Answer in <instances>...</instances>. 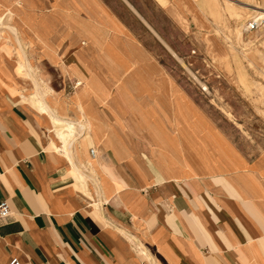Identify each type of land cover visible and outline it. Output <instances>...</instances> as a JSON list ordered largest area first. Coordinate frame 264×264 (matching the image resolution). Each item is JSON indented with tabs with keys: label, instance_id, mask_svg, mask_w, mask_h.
Masks as SVG:
<instances>
[{
	"label": "crops",
	"instance_id": "0c3cea01",
	"mask_svg": "<svg viewBox=\"0 0 264 264\" xmlns=\"http://www.w3.org/2000/svg\"><path fill=\"white\" fill-rule=\"evenodd\" d=\"M177 1L0 0V264H264V153L141 39Z\"/></svg>",
	"mask_w": 264,
	"mask_h": 264
},
{
	"label": "rangeland",
	"instance_id": "374dc122",
	"mask_svg": "<svg viewBox=\"0 0 264 264\" xmlns=\"http://www.w3.org/2000/svg\"><path fill=\"white\" fill-rule=\"evenodd\" d=\"M174 3L177 11L191 13L193 18L189 15L186 26L153 18L166 43L146 26L141 39L193 94L198 106L213 108L222 122L233 124L236 137L247 140L249 153H264V95L259 92L264 87V21L256 29L244 30L242 42L237 39V30L244 24L247 29L253 21L250 14L257 7L264 8V0H199L195 7ZM173 106L179 112L187 109L177 98ZM176 121L186 123L189 119L180 115Z\"/></svg>",
	"mask_w": 264,
	"mask_h": 264
},
{
	"label": "bare ground",
	"instance_id": "6f19581e",
	"mask_svg": "<svg viewBox=\"0 0 264 264\" xmlns=\"http://www.w3.org/2000/svg\"><path fill=\"white\" fill-rule=\"evenodd\" d=\"M243 2V1H242ZM187 4V3H186ZM241 4V3H240ZM188 5V4H187ZM243 5V4H242ZM244 6V5H243ZM252 9H253V7H251ZM256 8V7H255ZM258 8H260L261 9V11H257L258 10ZM228 10V9H227ZM257 10H254L251 14H250V18L251 19H253V21L252 22H255L257 25L258 24H260V23H262V21H264V8H261V7H257ZM235 11V10H234ZM197 12V11H196ZM245 14V13H244ZM239 16V15H238ZM237 17V16H236ZM249 20V19H248ZM239 22H241V21H239ZM238 24V23H237ZM246 28V25L244 24L242 27H241V29H239V30H237V39L240 41V42H242V40H243V37H244V30H248L249 29V25H247V29H245ZM204 40H206V39H204ZM203 51V50H202ZM235 52V53H234ZM233 53L235 54V55H237V53H236V51H234L233 50ZM255 54V53H254ZM254 56H259V54H255ZM21 66H19L16 70H17V72H21L20 70H21ZM24 75H26V74H24ZM27 76V75H26ZM30 80V79H29ZM31 81V80H30ZM31 87H32V89L34 90V87H33V83L31 82ZM83 87V86H82ZM203 89H206L207 90V88L206 87H204ZM80 90V89H79ZM251 90H252V88H251ZM260 91V94L261 95H264V87H262V88H260L259 89ZM32 97V102H33V104H35V106L40 110V111H43V112H47V110H48V103L50 102V99L49 100H47V102L48 103H45L43 100H41L39 97H37V95L35 94V93H33V94H30ZM80 94L79 93H76V95H75V97H73L71 100L73 101V102H75L77 105H78V102H80ZM31 102V101H30ZM225 113L227 114V115H230V113H228L227 111H225ZM49 116V115H48ZM52 120H53V122H54V124H55V126H56V131H55V136H56V140L57 141H61L62 143L66 140V138L68 137V136H70L71 134H72V130H73V127L72 126H67V125H65V124H63V123H61V122H59L58 120H56V119H53L52 118ZM238 121V120H237ZM241 122V121H240ZM238 124V123H237ZM66 128H69V133L68 134H66L65 132V130H66ZM214 143H217V146L215 145V144H213L214 145V148H215V150L217 151H219V153H217L218 154V159H221V160H223V159H225L226 157H228V152L226 151V150H224V149H222V148H220V146H219V144H218V142H214ZM93 152H94V150H93ZM94 155V154H93ZM93 155H90V156H92L93 157Z\"/></svg>",
	"mask_w": 264,
	"mask_h": 264
},
{
	"label": "built area",
	"instance_id": "2783aa9c",
	"mask_svg": "<svg viewBox=\"0 0 264 264\" xmlns=\"http://www.w3.org/2000/svg\"><path fill=\"white\" fill-rule=\"evenodd\" d=\"M249 29H256L259 27V24L257 25L255 22H250ZM90 154L93 155V149H90ZM11 215L9 206L5 200L0 201V222H7ZM8 264H20L17 258H12Z\"/></svg>",
	"mask_w": 264,
	"mask_h": 264
}]
</instances>
